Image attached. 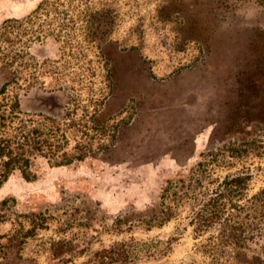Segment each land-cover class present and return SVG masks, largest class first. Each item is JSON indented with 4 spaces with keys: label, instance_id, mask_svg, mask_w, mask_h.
Instances as JSON below:
<instances>
[{
    "label": "rangeland",
    "instance_id": "obj_1",
    "mask_svg": "<svg viewBox=\"0 0 264 264\" xmlns=\"http://www.w3.org/2000/svg\"><path fill=\"white\" fill-rule=\"evenodd\" d=\"M34 143L24 175L12 170L26 178L113 149L130 164L172 158L151 199L114 216L59 186L48 223L72 264H101L108 245L115 264H264V232H246L264 207V0H0V176ZM235 174L239 193L208 217ZM12 214L0 193V223Z\"/></svg>",
    "mask_w": 264,
    "mask_h": 264
},
{
    "label": "crops",
    "instance_id": "obj_2",
    "mask_svg": "<svg viewBox=\"0 0 264 264\" xmlns=\"http://www.w3.org/2000/svg\"><path fill=\"white\" fill-rule=\"evenodd\" d=\"M113 150L114 152L86 158V169L82 162H79L81 166L53 165L41 169L32 178H25L21 173L11 171L0 182V193H6L15 206L17 214L12 215L17 220L22 218L16 223V219L9 216L0 223V230H4L0 233V238L5 237L11 242V248L7 250L10 264H58V260L64 255L69 258L63 264H72V252L55 251L58 244H64V229L56 233L62 227L60 220H54L52 231L51 223H48L56 205L62 203L59 190L61 185L71 191L84 189L91 201L113 216L127 205L140 207L151 199L152 193L156 191V178L162 166L171 165L172 158H164L159 163L151 159L149 162L145 160L143 163L130 164L127 162L129 158L126 159L116 149ZM12 224H19V230ZM19 231L21 236L24 233L25 236L21 243H15L20 237H17Z\"/></svg>",
    "mask_w": 264,
    "mask_h": 264
},
{
    "label": "trees",
    "instance_id": "obj_3",
    "mask_svg": "<svg viewBox=\"0 0 264 264\" xmlns=\"http://www.w3.org/2000/svg\"><path fill=\"white\" fill-rule=\"evenodd\" d=\"M12 143H14V142H12ZM34 145H35V143L32 144V146L29 149L23 147V151L18 152L17 154L15 152H8L6 160L11 159V160H13V162H12V165L10 167L6 168L5 174L0 176V182L3 181L6 178V176L14 169L19 170L24 175V173H23L25 171L24 169L27 168L30 160L33 157L31 155L32 151L31 152H29V151L31 149H33ZM16 148L21 149L19 147H16ZM35 148H37V147H35ZM38 154H40V153H38ZM19 160H20V162H19ZM241 182H242V176L240 174L231 175V176L225 178L224 180H222L220 182V185H219L220 188L215 192V196H211L210 198H208V201H207L206 205L204 206V207H206V212L208 213L207 214L208 217H212V216H216V215H222L224 213V209L226 208V201L229 198V194L230 193L232 194V192H234V194H236V193L238 194L239 189H240V188L238 189V185H240ZM262 193H264V189L261 190L258 194L253 195V197L258 198V197H260V195ZM256 211L262 212L261 214H259L261 217L260 218L256 217L257 219H255V221L251 222V226L248 227L250 229H248L246 232H247V234L249 233V236H250L248 239H250V238L253 239L255 237L256 238L255 241H258L259 238H261L260 237L261 233L264 232V220H261V218L263 219V217H264V214H263L264 207L259 209V210H256ZM208 224L207 223L203 224V222H202V224H199V226L201 227V225H202L205 228L206 226H208ZM238 229H240V228H238ZM235 230H237V228H235ZM239 231H244V230L241 229ZM228 241H229V243H237L238 242L237 240H231V239L226 240V239H224V241L221 243H225ZM261 241H264V239H262ZM113 246H115V245H112V246L108 245L106 247V248H108L107 251H106V249H104V250L101 249L102 250L101 256H100L97 263L101 262V264H115L117 262H120L119 258L121 256H120V254L114 252L116 249L113 248ZM105 253H106V255H105Z\"/></svg>",
    "mask_w": 264,
    "mask_h": 264
}]
</instances>
